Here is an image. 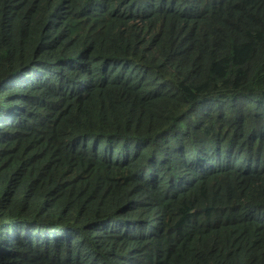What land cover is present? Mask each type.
I'll return each mask as SVG.
<instances>
[{
  "label": "trees",
  "instance_id": "1",
  "mask_svg": "<svg viewBox=\"0 0 264 264\" xmlns=\"http://www.w3.org/2000/svg\"><path fill=\"white\" fill-rule=\"evenodd\" d=\"M0 264H264V0H0Z\"/></svg>",
  "mask_w": 264,
  "mask_h": 264
}]
</instances>
